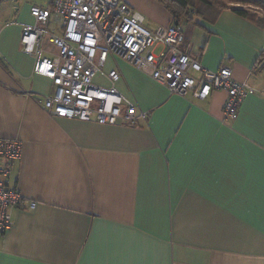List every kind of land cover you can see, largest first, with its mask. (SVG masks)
I'll use <instances>...</instances> for the list:
<instances>
[{"label":"crops","instance_id":"0c3cea01","mask_svg":"<svg viewBox=\"0 0 264 264\" xmlns=\"http://www.w3.org/2000/svg\"><path fill=\"white\" fill-rule=\"evenodd\" d=\"M124 1L147 28L178 23L192 58L230 67L256 92L225 122L226 92L171 94L110 55L94 84L113 86L107 75L118 70L114 87L146 117L114 126L53 117L42 100L55 86L21 47L34 5L5 0L0 139L23 144L6 182L25 203L10 210L0 264H264V28L232 8L177 22L157 0Z\"/></svg>","mask_w":264,"mask_h":264},{"label":"built area","instance_id":"2783aa9c","mask_svg":"<svg viewBox=\"0 0 264 264\" xmlns=\"http://www.w3.org/2000/svg\"><path fill=\"white\" fill-rule=\"evenodd\" d=\"M4 2L0 0V8ZM47 2L46 6L31 7L34 22L24 27L21 47L35 59V73L50 78L55 86L54 94L42 100L53 117L111 126L135 125L140 117H146L114 87L121 79L118 70L107 75L113 86L94 84L110 55L121 57L171 94L192 95L203 101L216 91L226 92L225 122L236 120L245 97L256 92L248 82L236 81L230 67L222 65L212 71L192 58L179 26L147 28L144 16L124 0ZM53 24L60 34L49 32ZM46 36L56 52L43 49ZM22 155L19 140L0 139V237L12 225L10 210L25 203L22 194L6 182ZM34 207L35 203H30V208Z\"/></svg>","mask_w":264,"mask_h":264},{"label":"trees","instance_id":"16d2710c","mask_svg":"<svg viewBox=\"0 0 264 264\" xmlns=\"http://www.w3.org/2000/svg\"><path fill=\"white\" fill-rule=\"evenodd\" d=\"M168 9L177 22L192 21L199 17L202 19L216 18L222 11L232 8L243 18L257 23L264 28V17H257L244 8H235L233 5H250L264 11V0H157ZM264 58V52H263Z\"/></svg>","mask_w":264,"mask_h":264},{"label":"rangeland","instance_id":"374dc122","mask_svg":"<svg viewBox=\"0 0 264 264\" xmlns=\"http://www.w3.org/2000/svg\"><path fill=\"white\" fill-rule=\"evenodd\" d=\"M11 5V1H8ZM19 6L20 10H24L25 8L31 6V5H38V6H46L48 4L47 0H18V3H15ZM239 7L241 8H245L249 11H251L252 13H254L255 15H257V17L263 18L264 17V11L260 8H257L255 6H250V5H239ZM51 33H56V34H60L59 30L56 29L55 24H53L50 29ZM45 42V41H44ZM44 47L46 49H50V47L48 45H46L44 43Z\"/></svg>","mask_w":264,"mask_h":264},{"label":"water","instance_id":"95a60500","mask_svg":"<svg viewBox=\"0 0 264 264\" xmlns=\"http://www.w3.org/2000/svg\"><path fill=\"white\" fill-rule=\"evenodd\" d=\"M175 26H178V23H176Z\"/></svg>","mask_w":264,"mask_h":264}]
</instances>
